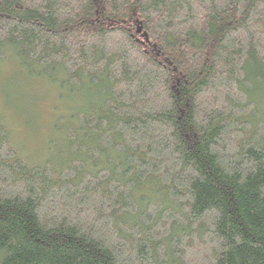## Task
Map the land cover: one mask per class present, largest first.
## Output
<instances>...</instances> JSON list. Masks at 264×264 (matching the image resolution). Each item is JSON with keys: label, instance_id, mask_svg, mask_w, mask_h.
<instances>
[{"label": "trees", "instance_id": "trees-1", "mask_svg": "<svg viewBox=\"0 0 264 264\" xmlns=\"http://www.w3.org/2000/svg\"><path fill=\"white\" fill-rule=\"evenodd\" d=\"M5 49L65 114L0 112V264H264V0H0Z\"/></svg>", "mask_w": 264, "mask_h": 264}, {"label": "rangeland", "instance_id": "rangeland-1", "mask_svg": "<svg viewBox=\"0 0 264 264\" xmlns=\"http://www.w3.org/2000/svg\"><path fill=\"white\" fill-rule=\"evenodd\" d=\"M64 94L45 81L25 75L8 49L0 55V112L11 138L24 148L30 161L45 154L46 141L56 134L53 122L64 115Z\"/></svg>", "mask_w": 264, "mask_h": 264}]
</instances>
